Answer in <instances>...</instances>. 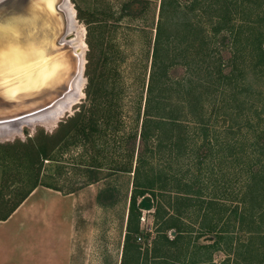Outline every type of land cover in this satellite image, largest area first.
Instances as JSON below:
<instances>
[{
  "label": "rangeland",
  "instance_id": "rangeland-1",
  "mask_svg": "<svg viewBox=\"0 0 264 264\" xmlns=\"http://www.w3.org/2000/svg\"><path fill=\"white\" fill-rule=\"evenodd\" d=\"M69 1L75 10L78 25L86 30L83 95L59 117L56 124L49 125L42 121L33 125L23 123L20 125L21 132L0 139V213H7L37 181L60 189L59 193L64 196L73 192L79 198L78 220L75 222L80 229H89L93 237L87 240L86 246H82L79 264H121L134 174L116 169L123 163H129L127 166L133 164V170L136 166V156L131 158L123 141L125 137L138 135L145 119L162 0ZM261 2L250 0L245 9L240 6L238 9L233 8L238 20H257ZM184 3L190 4L193 0L189 3L182 0ZM254 37H257V33ZM221 55L223 61L227 62L232 53L231 50L222 49ZM236 60L237 78L232 84L218 80V69L214 65L216 71L211 78L212 94L209 95L213 106L205 116H197L201 122L199 129H195L198 143L195 152L191 153L189 148L177 160L174 154L171 155L169 138L177 132L168 131L163 136V152L156 156L152 165L157 169L161 167L166 173L167 192L164 197L158 198L148 194L147 201L152 203L153 208L151 211L142 210L139 220L142 242H137V245L142 246V254L150 260L149 264L155 257L156 232L162 227L161 221L157 222L154 216L155 206L159 202L169 213L166 217L177 215L176 210L180 209L179 216L188 227L178 246L166 249L167 264H264V215L258 213L261 204L251 205L252 196L245 195L249 183L248 157L258 135L264 131V63H259L256 57L247 55L241 49L237 50ZM261 60L264 62V56ZM174 61L173 57L167 58L169 65ZM217 62L219 66L221 63ZM203 74L197 76L198 80L204 79ZM190 75L192 72L187 67L169 70V76L174 80ZM91 81L94 85L92 89L89 88ZM100 84L101 105L98 116L93 119L97 132L94 131L91 137L88 135L91 133V124L84 136L79 130L80 124L67 130L66 135L63 129L58 134L57 145L51 150L50 160L44 161L39 172L38 162L33 163L35 157H31L33 148L29 141L37 139L42 133L54 135L62 123L93 108L91 94H95V86ZM177 101V96L170 100L174 104ZM104 115L107 118H102ZM193 118L189 115L186 120L192 123V120L195 122ZM248 122L254 127L250 128ZM205 127L209 128L208 139H205L201 130ZM170 128L173 127L170 125L168 130ZM188 131L194 132L193 126ZM18 141L23 146H14ZM228 144H233V148L228 147ZM255 155L258 163L260 157ZM194 157L202 163L197 165ZM261 159L264 161V156ZM90 167L99 169L98 175L95 174L98 179L94 182L88 173ZM253 167L255 172L264 176L263 164ZM175 175L180 183L171 179ZM191 179L196 182V196H193L191 207H186L177 202L182 197L178 191L180 185L190 183ZM256 180L260 184L263 182L260 175ZM107 189L113 192L104 194L102 199L107 204L102 205L97 196ZM46 196V192L41 190L33 201L48 208L50 213L55 208L57 210L54 200ZM260 198L263 203L264 196ZM62 206L64 203L60 204ZM235 209H238L239 214H244L243 223L235 220ZM165 220L168 219L164 218L162 222ZM1 229H51L50 214L47 220L40 222L32 212L27 215L21 213ZM201 233L205 236L199 238ZM21 234L25 233L20 231L19 236ZM146 235H150V239L146 240ZM167 236L172 240L176 232H169ZM45 237L44 234L43 239ZM43 239L40 240L42 247L48 249L50 241ZM2 240L3 246H7V256L17 254L15 247L19 243L18 238L3 236ZM215 240L217 243L212 245ZM26 242L30 244L31 241Z\"/></svg>",
  "mask_w": 264,
  "mask_h": 264
},
{
  "label": "trees",
  "instance_id": "trees-1",
  "mask_svg": "<svg viewBox=\"0 0 264 264\" xmlns=\"http://www.w3.org/2000/svg\"><path fill=\"white\" fill-rule=\"evenodd\" d=\"M185 1L189 3L191 0ZM258 1H262V4L258 7L259 11H257L258 19L252 22H248L246 19L245 21L244 18L238 20L233 10V8L238 9L239 6L241 9H245L250 0H193V3L190 4H182V0L161 1L153 49V67L147 91L145 119L141 132L138 135L133 134L132 136L125 137L123 141V146L130 153L131 158L133 159L136 156V166L133 170V164L132 166L131 164L127 166L129 163H123L116 169L122 173L134 174V188L129 203V216L121 264H149L150 261H148L147 256H143L142 246L137 245V242H142V233L139 226V220L142 215L140 201L144 197H147L148 194L155 198L166 195V173L161 167L157 169L152 165L156 156L163 152L164 134H167L168 131L177 132L175 135L169 137L171 138V155L174 154L177 160L189 148H191L190 152L194 153L198 148L195 132L199 129L198 127L201 122L197 116H205L210 107L213 106L209 95L212 94V88H210L211 78H213V73L216 71L214 65L218 69L216 73L219 75L218 80L228 81L232 84L237 78L236 66L238 60H236V57L238 49L245 51L247 55L251 54L256 57L259 63H264L261 60L264 56V0ZM256 33L257 37L255 38ZM222 49L231 50L232 55L227 62L223 61L221 55ZM172 53L175 54L171 55ZM217 56L219 58L215 60ZM171 57L175 58V63L169 65L167 58ZM217 61L221 63L219 66L217 65ZM106 62H108L107 59ZM176 67H187L192 72V75L182 79H171L169 70ZM201 73L206 74H203L204 79L205 77L207 78L205 82L202 81L203 83L201 80L204 79L198 80L197 78ZM92 81L89 84L90 89L94 88ZM99 86L101 92L102 86L100 84L95 86V94H91L93 101L91 107L93 106V108L80 112L75 118H72L65 124L62 123L54 135L48 136L42 133L37 139L29 141V144L33 148V151L31 150V157H35L33 163L36 164L38 162L39 172L44 161L50 160L51 150L57 145L59 140L58 134L63 129H65L64 135H66L67 130L80 124L79 130L82 131L84 136V133L88 131V126L91 124V133L89 132L88 135L91 137L94 131L97 132L95 129L96 123L93 119L98 116L101 105ZM173 87H175L174 90ZM176 96L178 101L175 104L174 102L171 103L170 100ZM82 113H85V116ZM189 115L194 117L195 122L192 120V123H190V121L186 120ZM102 118L107 117L104 115ZM170 125L173 128L168 130ZM190 125L194 129L192 133L188 131L191 128ZM249 126L250 128L254 127L252 123H249ZM208 129L206 127L205 129H201L205 134V139L209 137ZM20 145V141L14 143V146ZM7 146H10V144ZM228 147L233 148V144H228ZM252 147L254 149L248 157L249 183L245 195L250 196V198L252 196L251 205L261 204L258 207V213H260V216H263L264 202L261 203L262 198L260 196H264V176L259 172H255L253 165L263 164L264 166V161L261 159L264 156V131L260 132ZM233 154L234 156L236 155L235 153ZM255 154L260 157L258 163ZM193 160H197V165L202 163L198 158L194 157ZM98 170L97 167H90L88 173L93 178L92 182L98 179L95 175H98ZM258 175L263 180L262 184L257 180L255 181ZM171 179L175 180L176 183H180L176 175L171 177ZM195 184L196 182H192L191 179L190 183L180 185L178 192H180L182 197L178 198L177 202L185 204L186 207H191V202L194 199L193 196H196L194 191ZM40 186L61 192L60 189L52 185L37 181L19 201L12 205L7 213H0V221L8 220L31 193ZM110 192H113L112 189L99 193L97 196L98 202L106 205L107 203L104 202L102 197L104 194L106 195ZM176 212L177 215L166 217L169 213L165 211L163 204L159 202L155 206L154 216L157 222L160 223L161 221L160 226L162 227L156 232L158 237L154 241L156 244L154 249L155 257L151 260V264H167L168 254L166 249L171 246H178L184 239V234L188 227H186L179 216L180 209L177 208ZM234 212L236 215L235 220H238V222L242 221L243 223L245 219L244 214H239L238 209H235ZM252 215L254 216V214ZM164 218L168 220L162 222ZM173 231L176 232V236L170 240L167 233ZM204 236V233H201L199 238ZM145 239H150V235H146ZM216 243L217 241L215 240L212 245ZM160 244H162V247L159 248ZM144 257L146 260H144ZM175 262L173 261V263Z\"/></svg>",
  "mask_w": 264,
  "mask_h": 264
},
{
  "label": "water",
  "instance_id": "water-1",
  "mask_svg": "<svg viewBox=\"0 0 264 264\" xmlns=\"http://www.w3.org/2000/svg\"><path fill=\"white\" fill-rule=\"evenodd\" d=\"M66 2L0 0V129L53 111L83 77L85 57L66 41ZM140 207L153 208L147 197Z\"/></svg>",
  "mask_w": 264,
  "mask_h": 264
},
{
  "label": "crops",
  "instance_id": "crops-1",
  "mask_svg": "<svg viewBox=\"0 0 264 264\" xmlns=\"http://www.w3.org/2000/svg\"><path fill=\"white\" fill-rule=\"evenodd\" d=\"M40 188H36L8 220L0 221V264H79L82 246H86L88 239H93L89 229H80L75 222L78 220L79 198L77 194L70 193L64 196L59 191ZM41 190L46 192L47 198L54 200L57 210L55 208L50 213L48 208H43L41 204L33 201L38 198ZM61 203H64V206L60 207ZM29 212H32L35 219L38 218L40 222L47 220V216L50 214L51 229H1L21 213L27 215ZM53 225H55V229H53ZM20 231L25 234L19 236ZM44 234L46 237L43 239ZM3 236L19 239V243L15 247L17 254H10L11 257L7 256V246H3ZM42 239L50 241L48 249H43L40 241ZM28 240L31 241L30 244L26 242ZM37 240H39V244Z\"/></svg>",
  "mask_w": 264,
  "mask_h": 264
},
{
  "label": "bare ground",
  "instance_id": "bare-ground-1",
  "mask_svg": "<svg viewBox=\"0 0 264 264\" xmlns=\"http://www.w3.org/2000/svg\"><path fill=\"white\" fill-rule=\"evenodd\" d=\"M65 11L68 14L69 19V33L66 41L74 47V49L81 55L84 60L87 44L85 42L86 30L81 28L77 20L75 19V10L71 7L70 1L67 0L65 4ZM85 83L83 77H79L75 84L73 92L61 103H59L53 111H48L38 117V119H29L25 123L33 125L37 122H46L49 125L55 123L59 117L71 106L76 103L79 98L83 95L82 88ZM31 121V122H30ZM23 124V123H21ZM9 126L4 129H0V139L11 137L14 132H21L20 125ZM56 124V123H55ZM20 129V130H19Z\"/></svg>",
  "mask_w": 264,
  "mask_h": 264
},
{
  "label": "built area",
  "instance_id": "built-area-1",
  "mask_svg": "<svg viewBox=\"0 0 264 264\" xmlns=\"http://www.w3.org/2000/svg\"><path fill=\"white\" fill-rule=\"evenodd\" d=\"M145 221V219L144 218H142V222H144Z\"/></svg>",
  "mask_w": 264,
  "mask_h": 264
}]
</instances>
